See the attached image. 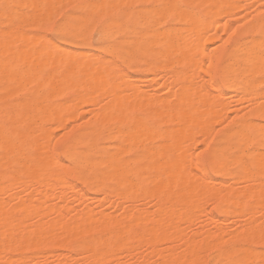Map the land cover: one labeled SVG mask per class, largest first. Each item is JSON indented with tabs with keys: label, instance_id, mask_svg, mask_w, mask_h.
<instances>
[{
	"label": "rangeland",
	"instance_id": "rangeland-1",
	"mask_svg": "<svg viewBox=\"0 0 264 264\" xmlns=\"http://www.w3.org/2000/svg\"><path fill=\"white\" fill-rule=\"evenodd\" d=\"M9 1L0 0V22L2 21L0 23V31H2L4 35L9 36L16 32L17 29L19 30L21 28L23 31L25 30L24 32L26 34L23 38L20 39L21 42L29 40L32 36H37L40 42L45 43L47 41L50 44H56L55 49L69 48L72 49L76 54H80L82 53V51L84 53H89L90 51L89 54L92 59H89L92 62H94L93 59H97L96 57L98 56V59H101L97 61V63L94 62V64L92 63L93 65L91 64L86 67L85 73L88 74V76L81 80H74V78H77L75 77L76 75L74 72V77L71 72H69L70 74L65 73L66 75H56V70H54L56 67L52 66L54 69L51 67L46 68L43 64H41V62H39L38 66H35L36 68L30 65L26 67L28 63L26 62L25 66L23 65L18 67L19 71L23 72L27 68L30 71L31 75H33L34 71V75L38 79H31V82H25L26 84H24L26 86H24L22 82V87L19 86V84L14 85L9 82L5 85L0 84L1 108H13L19 102L21 103L22 100L25 101V99V102L27 103L23 107L26 108V106H29V102L34 100L37 96H42L44 100H46V97H48L51 103L53 102L52 109L54 111L58 112L59 109H62L67 112L65 108L67 106V103L70 105L72 104L71 102H73V100L70 101V103L68 100L73 99V96L75 99V96L77 98L78 95H81V93L85 94V92L87 93L88 91L90 95L87 93V96H92L93 93L92 97H87L85 96L86 94L83 96L87 98L85 99V102L83 104L79 105L77 110V118H74L76 120L73 119L71 121L72 118L70 120H67V117H65L64 115L61 119V123L63 124V126L59 128L55 127L56 129H53L54 132L51 135V138L53 140H51L50 138L52 142L50 141V144L46 145L47 147H49L46 150L50 151L51 153L44 150V148L43 151L42 149H40V145L42 144V135H36L37 137L35 136V138L31 139L32 141L29 137L28 139L24 137L21 141H19L20 152L18 153V155L13 156L9 153H5L0 148V158L4 156L3 159L7 157L6 159L10 161H6L7 163L5 164H0V201H2L3 199V201H5L7 205H9L7 206L5 204L6 207L11 209L9 210V213L11 215H15L17 214V208L19 207L17 205L18 207L15 208V205L17 202L19 203V200L22 199V197L20 198V195L30 192L31 194H34V190H40L39 192H42L43 197H36L37 200L35 201H38V204L37 202L35 203V201H33L32 195H27V197L25 196L26 199L24 198L27 203L31 202L34 204V206L38 205L35 206V213L29 214V212L21 211L20 215L22 217H26L31 214H37L42 215L45 219L53 217V214L50 211H43L40 208L44 204V195H47L50 192L47 191L50 189V186L49 188L38 186V183L34 180L25 182L26 175L25 172L23 173V171L25 170H21L25 162L32 163L36 161L38 159L37 157H39V155H42L44 151H46L47 153L45 152V155L49 153L55 158L52 160L58 161L55 165L56 169L54 168L53 163L51 164L53 167H51V165L50 167L51 170L52 168H54L55 172H61V174L67 178V183L65 184L66 187H75L76 189H82L83 191L82 193H72L69 189L63 196L56 199V201L52 203V206L55 207L56 210H59L61 208V205L74 207L70 210L62 212L63 216L66 219H75L77 215L83 213L79 212V209H77L79 208L77 207V204L79 203H87L91 204L92 207H96L97 209L95 210L93 217L107 214L112 218L120 220L125 212L129 211V218L133 222L142 221L144 218L143 212L147 210V216L151 217V215H154L156 219L165 221L166 223H169L170 221L174 222L178 228L179 233L185 239V242L182 244L179 240H176L175 242H173V244H171V249L164 250V248H166V243L165 239H163L153 250V248H151L148 243H134V239H136V236L140 230L134 225H131L133 228L131 226L130 228L127 225V227H117L112 229L111 231L107 230L104 234V238L107 239H111L112 234H114L113 236H120V242H122L123 244L133 243V250L129 254L123 252V248L119 249L121 252L118 254L116 253L118 255L115 258L117 261L115 259L111 260L114 257L111 256V258L107 254V251L109 249V245L107 243L99 245L90 255L84 249H75V241H65V239L61 237L62 239L58 238L56 240V243L55 241L53 243L45 241V243L43 242L35 246H24L21 244L13 245L11 246L12 248H9L10 251L8 250V256L10 257L6 259L1 258L0 264H127L128 262H132L133 264H151V262L153 261V258L151 259L152 251L156 252L155 254L159 256H169L172 254L175 255L183 247H191L193 246V243L198 242L202 237L205 236L209 238L208 241L210 247H212H208L207 250L205 249L206 251L204 250V252H200V262L199 260H197L198 262L194 261V263L191 259H189L183 261L184 263L182 262L181 264H233L236 259L237 252L240 250V248H245L255 255V260L252 264H262L260 256H264V242L260 238L249 237L247 239L248 241L245 240L241 243H237L235 241H231L228 235L241 234L242 231L246 229L245 225L250 222L251 219H254L257 224L261 223L264 220V204H261L260 206H258V208L252 206L253 199H255V197H261L262 195H259L261 194V191L263 192L262 194H264V183L258 184L257 182L256 184L254 182V184L248 183L245 185L241 182L243 173L239 171L235 174L231 184L223 189L224 194L222 192V196L220 195L222 197L220 203H217L211 197L208 198L206 194L194 192H185L182 194H178L174 196L177 198V201L174 202L172 195H170L173 192L169 191L171 188L168 186V184L174 177L173 174L170 173L165 174L160 179H155L151 184L143 187L142 190L138 191V194L128 192L125 187H118L115 179L108 180L105 178L106 173H109L111 171L112 165H115L117 163V160H120L122 162V166L119 168V170H127L133 168V170H135L136 172L135 176L137 178L139 177V175H142L146 171L144 163L139 157L135 156L132 149L133 147L129 143L131 140L130 137H132L136 133H139L140 130L131 131L129 133V137L125 139V141H123L121 140L120 135L122 133V130H125L126 128L127 120L124 119V121L120 120L118 122L117 119H110L113 118V116L117 115L118 109L116 107L115 110L113 106L109 107V109L111 108V110L109 111H111L112 115L108 111L107 115L104 117L106 118V121L104 120V118L98 117L99 112L101 113L103 109L106 108L105 105H110L108 101H112L109 100V97L112 99V95H108V92L111 91V80L106 78L109 83L106 80L107 83H105V87L103 89L101 88L100 91L98 90L99 92H101L100 95H102L100 97H98L99 93H97L96 97V94H94V92L90 93L89 90L93 89V87L91 86L94 85L95 80H97V82H101L100 78H103V75H106V73H108L107 71H105L104 73H102L103 75H91L95 74V69L98 70V68L101 67L100 65H102L103 61L115 62V64H117L119 68L123 69L129 75L128 78L122 80V84L124 82V84L128 83V85L132 83L136 87L139 85L145 86L146 91H148L149 93L151 92L150 94H153L156 97L162 96L163 98H167L168 100H170V98L173 97L176 93L180 92V90L178 89L179 87H186L188 85L193 74L195 76L194 82H196V85L198 87L202 88V91H199V93L211 92L213 89L212 83L217 84L218 90H215L214 93L217 95L230 97V100L226 101L227 105L224 106V110L222 112H219L217 108L215 109V114L212 115L211 120L206 127L207 134L204 137L201 134V131L203 120L205 117H199L200 123L198 125V128L194 131L198 134L196 136L194 146L191 148L192 150L186 151V154L183 153L185 157L190 158L191 163L189 166V171L192 175H196L197 181L200 182V180L202 181L203 177H207V180L210 181L209 184L213 183L214 185L212 184V186L217 187V184L221 183L224 180V171L222 173L217 172L216 166L219 161L217 158H215V155L218 152L222 151L226 156L225 161H229L230 159L236 157H239L243 162L245 160L244 163H246L252 171L253 179L257 180L259 177L257 175V166L253 163V154L259 147H261L264 141V138L262 136H258L256 133L260 126L264 125V113L261 112L262 110H260L261 108H259L264 106V100L261 99L262 101H260V105L256 108L252 107L247 99L254 93H257L259 97L264 96V71L262 66H259V68H257V70L254 72L253 76H250L249 73L240 70V72L238 73L239 75H234V77H232V79L228 82L223 81L221 77V68L229 63L239 64L238 59L231 57L232 51H234V49L236 50L244 48L245 45L253 37L257 38L260 46L264 45V0H254L251 4H249V6L246 5L244 7L243 5H241L242 3H240L233 8L227 7L228 0H222V12L224 14H232L234 17H232V19H226V17L222 15L218 19V21L211 26L201 27L199 29L193 28L192 31L196 32L197 36L199 37V39L196 41V47H199L206 37L213 42L206 48L203 57L200 55L190 56L188 53L181 52L180 54H183L182 56H186V60H188V57L191 58V60L190 62L189 60H185L183 64L180 65H178L175 61L170 63L165 58L159 57L157 59V51L160 47L157 44L155 45V43L152 44L154 40L151 33L159 32V30L161 32L162 30L172 28L176 24H178L177 26L179 28H184L185 22L182 20V18H180V15L175 16V20V18L172 17L170 11L171 9H173L175 11L174 13L177 14L181 13L182 11L190 10L185 0H178L177 3L172 6L173 8H167L168 10L165 9V3L163 0H120V2H118L119 0H67L69 1V4L64 2L65 5H63L62 0L61 5H63V7H59V3L58 7L60 10L56 9V14L53 12V10L57 7H53L54 9L52 8L51 13L49 12V15L51 16L47 17L46 15L42 14L43 16L39 17L38 19L36 17L34 8L23 10L22 8L15 7L18 6V2L16 0H11V2ZM72 1H74V3H72ZM95 1L97 2L98 6H94V4L96 3ZM162 1L163 3H161ZM203 1L204 0H201L199 7L193 13L194 19L200 24L204 23L209 17L207 16V11L204 10L207 0H205L204 2ZM12 3H15V5H13ZM56 4L57 3H55V6H57ZM45 9L43 10L45 11ZM150 9H153L154 11L152 12L151 10L150 13H147V10ZM44 11L42 13H44ZM154 12L155 15L151 16L154 14ZM19 13H22V16H18ZM160 14L162 16H158ZM17 17L18 19L20 17L23 18L22 20L19 19L18 21H16ZM45 17L49 19L47 20L45 19ZM50 17L52 18L50 19ZM152 18H155V22ZM34 19L36 20L35 27L32 29H28L27 23H30ZM49 20H52V22H50ZM252 23L253 25L251 26ZM218 27L220 28L217 31ZM42 34H45L44 36L46 37V40ZM215 34L221 37V41H216L211 38ZM42 37L44 39H42ZM118 46L120 47V49ZM129 46L131 47V49ZM214 48H218L222 52V54L220 62L216 66V70L213 73H209L208 69L210 62L208 60V56L209 54L213 53L212 49ZM139 49H141V51ZM106 52L110 55H108ZM8 55L5 57V59H10V57H12L11 54L9 55L10 57ZM35 55L39 56L38 54ZM27 57L26 61L30 62L32 61L30 57L33 58L34 56H30L29 60H27ZM65 57L69 56H64L63 59L62 57H60L59 60L56 61L54 60L55 62H53V65L60 64L58 62H64L63 60L66 59ZM262 57L264 58V54L262 55ZM89 59L87 62L88 64H90L91 62ZM157 60L159 61L157 62ZM11 62L13 63L12 66ZM157 66L158 68H156ZM197 66L201 67V69L196 72L195 69L197 68ZM32 67H34L35 70H32ZM237 67L238 66H236V68ZM6 68L7 70L10 69V73H12L16 69L15 62L11 60L10 67L8 68L7 66ZM6 68H0V77H5L4 75H2V70L4 71L3 74H6V77L8 76L7 72L9 74V71H7ZM62 69H66V67ZM11 70L13 71L11 72ZM170 72L171 75L169 74ZM69 75L72 77H70ZM67 78L68 80H72H70V82L74 86H72V84H70V82L66 80ZM112 78L113 76L111 77V79ZM49 81L55 83L54 86H51L53 83H50ZM76 81L78 82L76 83ZM102 81L104 80L102 79ZM97 82H95V84ZM206 83H208V85H206ZM43 84L47 85L48 88L47 86H43ZM75 84L77 85L75 86ZM244 84L247 85V90L245 92H239L230 95L229 88L232 85L243 86ZM4 86L10 90L9 94H5L6 88ZM8 86H10V88ZM49 86H51V88H49ZM56 86H59V89H56ZM94 87L96 86L94 85ZM20 88L22 89V91ZM53 88H55V91H60V94L57 95V97H55L57 92L55 93V91H52L54 90ZM73 90L78 91L75 92L77 93V95ZM49 91H52L54 96L53 94L48 93ZM96 91L97 90H95V93ZM33 92H35L36 94ZM48 94L51 96H49ZM94 95L98 100L94 98ZM240 99L242 100V102ZM93 110L99 111H97V115H95L94 117L90 115ZM162 112L163 114L161 117L156 116L150 120L151 136L146 139V141L148 140L147 142H149L150 145L156 144L160 140L164 144H169V133L171 131L175 132V140L179 138L180 128L173 123H168V120L172 117L173 114H175V110L173 109L172 112L163 110ZM50 113H52V115L55 114L52 111ZM10 114L13 117L15 116L13 112ZM50 117L52 118V116ZM54 117L55 115L53 116V118ZM17 119L19 118L17 117L14 119L13 129L19 130L20 132H22L23 136H26V134L32 128V123L29 122L25 124V126H22L24 124H22L21 119ZM101 119L102 121H100ZM55 120L56 119L54 118V121ZM17 121L18 123H16L15 125V122ZM103 121L106 123H104ZM235 129H243L246 132L245 145L243 144L245 147L242 145L245 149L240 145L242 143H240L234 136L231 135V133L235 132ZM150 138H153V141H149ZM33 140L36 141L33 143ZM46 146L45 148H47ZM88 146L93 148L88 149ZM118 146L119 149H122L123 147V150L120 151L117 148ZM70 149H73V151L75 152V157L72 158L73 161L68 154ZM116 151H119V153ZM177 151L178 147H170L169 149L164 150L163 153L173 155L177 153ZM180 151L181 150H179L178 152ZM117 153L118 155L115 156V154ZM48 157L46 156V159ZM51 158L49 160H51ZM79 158H83L84 165L88 168V170L84 172V175L82 176L79 175V171L81 170L80 164H78L77 162V159ZM173 161V159L169 158L165 160L163 164L166 163L168 167L175 164ZM50 162L48 163L50 164ZM61 162L62 164H60ZM199 163L203 164V169L198 167ZM155 168L156 170L154 172V175H159L161 167L155 165ZM54 170L52 171L54 172ZM13 174L17 175L19 179L17 187H14L15 189H13L15 190L13 191L14 194L17 191L20 192L19 195L16 194V196H19V200L17 199V197H15V195L11 194V192L9 194H11L12 196L2 195L11 184L10 178L11 176H13ZM45 185L46 184H44V186ZM57 190H60V188H57ZM21 196L24 197V195ZM202 199L206 200L201 202ZM187 203L194 204L193 207L195 205L196 206L195 208L186 209L185 205ZM253 208H255L256 210L258 209L257 212L255 209L253 210ZM250 210L252 213L250 212ZM235 211H239V213H241L239 215H235ZM211 216L216 217V219L219 221L225 222L226 226H210ZM31 221H35L34 216L31 218ZM15 224L16 221L14 220L8 222L7 225L0 224V236L4 230L9 229L12 225ZM45 225L46 224H43V226ZM257 226L258 225H256L255 227ZM253 230H256V228ZM219 234H223L222 236H225V239L219 241L218 243H214V238ZM213 243L214 245H211ZM20 245L23 247H21ZM122 246L125 247V245ZM224 249H227L226 251L229 252L231 258L227 262L221 263L219 260V253Z\"/></svg>",
	"mask_w": 264,
	"mask_h": 264
},
{
	"label": "bare ground",
	"instance_id": "bare-ground-1",
	"mask_svg": "<svg viewBox=\"0 0 264 264\" xmlns=\"http://www.w3.org/2000/svg\"><path fill=\"white\" fill-rule=\"evenodd\" d=\"M7 1H9V0H7ZM16 1L18 2V6H15L16 8H22L23 10L24 9L28 10V9L34 8V10L36 12L37 19L43 15H46L47 17L51 16L49 14L51 13L53 7H57L55 9L53 8L54 9L53 12L56 14L57 13V12H55L56 9L58 10L59 7H63V5H65L64 2L69 4V1H67V0H66L67 2L63 0V5H61L62 0H59V1L58 0H16ZM146 1H148V0H146ZM163 1L165 3V9L168 10L167 8H170L173 5H175L178 0H163ZM163 1L161 3H163ZM253 1L254 0H241V2H240V0H228V6L227 7L233 8V7H236L240 3H242L241 5H243V7L246 5L249 6V4H251ZM9 2H11V0ZM118 2H120V0ZM185 2L189 6L190 10L182 11L181 13H177V14L174 13L175 11L173 9H171V11H170L172 17H174V18H175V16L180 15V18H182V20L185 22L184 28H182V29L179 28L177 26L178 24L175 23L176 25L173 26L172 28H169V29L165 28L166 30H162L161 32L159 30V32L151 33L153 36V40H154V42L152 44L155 43V45L157 44L160 47L159 50L157 51V59L159 57L165 58L170 63L175 61L178 65H180V64H183V62L186 60V58H185L186 56H182L183 54H180L181 52L188 53L190 56L200 55L203 57L204 51L209 46V44H211L213 41L206 37V38H204V40L200 44V46L196 47L197 46L196 41L199 39V37L197 36L196 32L192 31V29L193 28L199 29L201 27L211 26L212 24L217 22L218 19L222 15L224 17H226V19H232V17H234L232 14H226V13L224 14L222 12V9H223L222 0H207L206 1L207 3H206L204 10L207 11V14H208L207 16H209V17L206 19V21L204 23L200 24L194 19L193 13L199 7L201 0H185ZM55 3H57L56 4L57 6H55ZM59 3H60V6L58 7ZM72 3H74V1H72ZM12 4L15 5V3H12ZM95 5H97V2L94 4V6ZM111 6H112V4H111ZM45 8L48 9V12H47V9H45ZM117 8H118V6H117ZM151 8H153V7H151ZM43 9H45V11ZM115 10H117V9H115ZM151 10H152V12L154 11L153 9H150V10H147L148 12L147 11L146 12L150 13ZM43 11H44V13H42ZM141 11H142V9H141ZM84 13H87V12H84ZM139 13H141V12H139ZM19 14H18V16H22L21 15L22 13L20 15ZM164 14H165V12H164ZM154 15H155V12L151 16H154ZM249 15H251V14H249ZM34 16H35V14H34ZM158 16H162V15L160 14ZM22 18L20 17L19 19L22 20ZM51 18L52 17H50V19ZM16 19H17L16 21L19 20L18 17ZM45 19H47V18L45 17ZM154 19H153V21L155 22ZM175 20H176V18H175ZM35 21L36 20L34 19L30 23H27L28 24L27 28L28 29L34 28L36 25ZM49 21L52 22V20H49ZM10 22H12V21H10ZM45 24H46V21H45ZM252 25H253V23L251 24V26ZM157 27H159V26H157ZM219 28L220 27L217 28V31ZM24 31L20 28L19 30L17 29L16 32H14L13 34H11L9 36L4 35L3 32L0 31V68L1 67L6 68L7 66L9 68L11 60H13L16 64V69L14 71L11 70V72L13 71L12 73H10V69L7 70V68H6V70L9 71V74L7 72V75H8L7 77H6V74H3L4 71L2 70V75H4L5 77H0V84L5 85L9 82V83H12L14 85L19 84V86H21V84L23 82V85L26 86L25 82H28V81L31 82V79L32 80L38 79L37 77H35L34 71H33V75H34L33 76V75H31L30 71L27 68L23 72L19 71L18 67L23 66V65L25 66L26 62H28L26 67H28L29 65L34 66V67L36 65L38 66L39 62H41V64H43L46 68L56 67L55 69L53 68L54 70H56V75L65 74V73L70 74L69 72H71V74H73V72H74L76 75L75 77H77V78H74V80L75 79L81 80V79L85 78L86 76H88V74L85 73L86 67L91 65L92 63L94 64V62L97 63V61H99L101 59V58L98 59V57H99L98 56V57H96L97 59H93L94 62H92L89 59V58H91L90 54H89L90 53L89 50H88L89 53H84L82 51V53L76 54L72 49H69V48H61L59 46L61 49H55L56 44L53 45L47 41L45 43L40 42L37 36H32L29 40L21 42L20 39L26 35ZM44 38L46 40L45 36H44ZM44 38L42 37V39H44ZM211 38L213 40H216V41H221V37L217 36L216 34L213 35V37H211ZM148 40H150V39H148ZM49 41H50V39H49ZM79 45H81V44H79ZM57 47H58V45H57ZM119 49H120V47H119ZM119 49H118V51H119ZM123 49H124V47H123ZM130 49H131V47H130ZM139 50L141 51V49H139ZM212 50H213V53L209 54V56H208V60L210 62L209 69H208L209 73H213L216 70V66L220 62L221 54H222V52L218 48H214ZM102 53H105V52H102ZM8 54L9 55L11 54L12 57H10ZM35 54H38L39 56H37ZM263 54H264V45L260 46L256 37H253L245 45L244 48H240V49H236V50L234 49V51H232V53H231V57L238 59L239 64L229 63L227 65H224L221 68V77H222L223 81L229 82L232 79V77H234V75H236L240 72V70H243V71L249 73L250 76H253L254 72L257 70V68H259V66H262L263 71H264V58L262 57ZM7 55L10 57V59L8 58L9 60L5 59V57ZM70 55L73 57H71ZM108 55H110V54H108ZM30 56H34L36 58L33 57L34 58V60H33V58H31ZM64 56H69V57H65L66 59H64L63 60L64 62H62V63L58 62L61 64L62 67L60 66V64H57V63H56L57 65H53V62H55L56 60H59L60 57H62V59H63ZM26 57H27V60H29V57H30V59H32V61H30L31 64L29 61H26ZM56 58H58V59H56ZM136 58H138V57H136ZM88 59L91 61L90 64L87 63ZM102 59H103V57H102ZM188 60L190 62L191 58L188 57ZM188 60H186V61H188ZM158 61L159 60H157V62ZM12 64L13 63L11 62V66H12ZM63 65H64V67H63ZM100 66L101 67L98 68V70L95 69V71H96L95 74H91V75H95V76L101 75L105 71H107L108 73H106V75L102 74L103 78H100L101 82L100 81L97 82V80H95L94 85L96 87H94V85L91 86V87H93V89L95 88L94 91H93V89L89 90V91H90V93L94 92V94H96V97H97V93H99L98 97L102 96V95H100L101 92H99V91L101 90V88L103 89L105 87L104 86V85H106L105 83H107V82L109 83V81L106 79V78H108L109 80H111L110 84H112V85L110 88L111 91H109L108 92L109 94L108 93L107 94L112 95L111 96L112 99L109 97V100H112V101L111 102L108 101L110 103V105H108V104L105 105L106 108H104L105 110L103 109V111L101 113L97 110L99 112L98 117L104 118L107 115L108 111L111 110V108L109 109V107L113 106L114 110L116 107L118 109V113H117V115L115 114L116 116H113V118H110V119H112V120L117 119L118 122L120 120L124 121V119L127 120L126 128H125V130H122V133L120 135L121 140H123V141H125V139H127L129 137V133L131 131H136V130L139 131L140 130L139 133H136L132 137H130L131 140L129 143L133 147L132 149L134 151L135 156L139 157L141 159V161L144 163V166L146 168L145 173H143L142 175H139V177L137 178L135 176L136 172H135V170H133V168H130L127 170H123V169L119 170V168L122 166V162L120 160H117V163L115 165H112L111 171L109 173H106V175H105L106 179H108V180L115 179L116 180L115 182H117L116 184L118 185V187H125V189L128 192L138 194L139 193L138 191L142 190L143 187L151 184L155 179H160L165 174H169V173L173 174L174 177L170 181L168 186L171 188L169 191L173 192L170 195H172L174 202L177 201V198L174 196H176L178 194L185 193V192H191V193L194 192V193L206 194V196L208 198L211 197L214 199V201H216L217 203H220V201L222 200L221 199L222 198L221 193L224 191L223 189L225 187H227L229 184H231L235 174L238 173L239 171L243 173V176L241 178V182L245 185L248 183L254 184V182L256 184H257V182H258V184L264 183V141H263L262 145L260 144L261 147H259L253 154V163L257 166V175L259 177L257 180L253 179L252 171L249 168V166L246 163H244L245 160L243 162L239 157H236V158L230 159L229 161H225L226 156L222 151L218 152L215 155L216 156L215 158H217L219 161L217 166H216L217 172L222 173L224 171V173H223L224 180L221 183H218L217 187L212 186L213 183L209 184L210 181L207 180V177H203L202 181L200 180V182L197 181L196 175H192L191 172L189 171V166L191 163L190 158L188 157L189 158L188 159L187 157H185L183 155V153L186 154V151L192 150L191 148L194 146L196 136L198 135L194 131L198 128V125L200 123L199 117H201V116L205 117L203 120V126H202V131H201V134L204 137L207 134L206 127H207L209 121L211 120L212 115L215 114V111H216L215 109L217 108L219 110V112L220 111L222 112L224 110V106L227 105L226 101L230 100V97H225V96L217 95L214 93L215 90H218L217 84L212 83L213 89L211 92L199 93V91H202V88L198 87L196 85V82H194L195 76L193 74L191 77V81H189L188 85L186 87L185 86L179 87L178 89L180 90V92L176 93L173 97L170 98V100H168L167 98L165 99L162 96L156 97L155 95L150 94L151 92L149 93L148 91H146L145 86L139 85L136 87L132 83H130L128 85V83L124 84V82L122 84V80L125 78H128L129 75L123 69L119 68L117 66V64H115V62L103 61L102 65H100ZM236 66H238V67L236 68ZM34 67H32L33 68L32 70H35ZM65 67H66V69H62ZM152 68H154V67H152ZM156 68H158V66ZM200 69H201V67L197 66L195 71L197 72ZM109 71H111V72H109ZM5 73H6V71H5ZM169 74L171 75V72ZM111 75L113 76L112 79H111V77H112ZM108 76H110V77H108ZM70 77H72V76H70ZM73 77H74V74H73ZM102 79L104 81H102ZM66 80L70 82L71 79L68 80V78H67ZM106 80H107V82H106ZM47 82H48V80H47ZM77 82L78 81H76V83ZM95 82H97L96 83L97 85L95 84ZM50 83H53V82L51 81ZM54 84L55 83H53L52 85L50 84V85L54 86ZM70 84H72V83L70 82ZM76 85L77 84H75V86ZM206 85H208V83H206ZM19 86H18V90H19ZM43 86L46 87L47 85L43 84ZM51 86H49V88H51ZM59 86L58 87L56 86L57 87L56 89H59ZM72 86H74V85L72 84ZM8 87L10 88V86H8ZM47 88H48V86H47ZM53 89L54 90H52V91L54 92L55 88H53ZM60 89H62V88H60ZM76 89H77V87H76ZM95 90H97L96 93H95ZM246 90H247L246 84H244L243 86L232 85L229 88V93H230V95H232V94H236L239 92L243 93ZM21 91H22V89H21ZM52 91L51 92L49 91L48 93L53 94ZM35 92H33V93H35ZM59 92L60 91H55V93H56L55 97H57V95L60 94ZM75 92H78V91L76 90V91H74V93ZM9 93H10V90L6 88L5 94H9ZM87 93L89 94L88 91H87ZM87 93L85 92L86 95L84 93H81V95H78L77 98L75 96V99H74V96H73L72 97L73 99L68 100L69 103L72 100H73V102H71L72 103L71 105L67 103V106L65 108L67 112H65L62 109H59L58 112L54 111L52 109V103L53 102L51 103V101H50V99H48V97H46L47 99L44 100L42 96H37L34 100L29 102L28 103L29 106H26V108L23 107L27 103V102H25L26 99H25V101L22 100L23 102L21 101V103L19 102L20 104L18 103L13 108H5V107L1 108L0 107V148L5 153H9L13 156L18 155V153L20 152L19 141H21L24 137H26L27 139L29 137L31 140V139L35 138L36 135H38V136L42 135L41 136V138H42L41 143L42 144L40 145V149H42V151H43V148H44V150L48 149L49 147H47L46 145L50 144L49 142L51 140H53L51 138V135L54 132L53 129H56L55 127L59 128V127L63 126V124L61 123V119L64 115H65V117H67L66 118L67 120H70L72 118L71 121L74 118H77V110H78L79 105L83 104L85 102V99L90 95L89 94L87 96ZM75 94L77 95V93H75ZM84 95L87 97H83ZM241 95H243V94H241ZM49 96H51V95H49ZM53 96H54V94H53ZM92 96H93V93H92ZM92 96H89V97H92ZM0 98H1V96H0ZM94 98H95V95H94ZM95 99L98 100L97 98H95ZM261 99L264 100V96L259 97V95L257 93H254L247 100L252 107L257 108L261 103L260 101H262ZM241 102H242V100H241ZM67 107H70V108H67ZM259 108H261L260 109V110H262L261 112L264 113V106L259 107ZM173 109L175 110V114H173L172 117L168 120V123H173L180 128L179 129V131H180L179 138L177 140H175L174 139L175 132L171 131L169 133V140H170L169 144H164L160 140L158 143L150 145L149 142H147L148 140L146 141V139H148L151 136L150 120L156 116L161 117L163 114V112H162L163 110H166L167 112H172ZM260 110H258V111H260ZM51 111L55 113V114L53 113L55 115V117H54L56 119L55 121L53 118L54 115H52V113H50ZM90 111H89V113H90ZM97 111L93 110L90 113V115L94 117L95 115H97L96 114ZM12 112L15 115L14 117L11 116V114H10ZM93 112H94V114H93ZM109 113L111 114V111H109ZM50 116H52L53 119ZM17 117L19 119H21L22 124H24L22 126H25V124H27L29 122L32 123V128L26 134V136H23L22 132H20L19 130L13 129L14 119ZM100 118H98V119H100ZM19 119H17V120H19ZM74 120H76V119H74ZM104 120L106 121V118H104ZM100 121H102V119ZM16 123H18V121L15 122V125H16ZM104 123H106V122H104ZM100 124H101V122H100ZM28 125H31V124H28ZM52 126H54V127H52ZM120 132H121V130H120ZM256 133L258 136H262L264 138V125L260 126V128L257 130ZM225 135H226V133H225ZM231 135L234 136L240 143H242V144H240L241 146L243 144L245 145L246 132L243 129H239V130L235 129V132L231 133ZM50 138H51V140H50ZM35 141L33 140V143ZM149 141H153V138H150ZM236 143H237V141H236ZM45 146L47 148H45ZM243 146H242V148L245 147V146L244 147ZM170 147H174V148L178 147V151L179 150H181V151L180 152L177 151V153H175L173 155L163 153L164 150H167ZM87 148L92 149L93 147L88 146ZM117 148L119 149V146ZM119 150L120 151L123 150V147H122V149L120 148ZM46 151H48V150H46ZM46 151H44V153L42 154L43 156L39 155V157H37L38 159L32 163L24 161L25 163L22 166L24 169L22 168L21 170H25V171H23V173L25 172V175H26L25 182H29L30 180H34L38 183V186H43L45 188H49V186H50V189L47 190L50 192L47 195H44V199H43L44 204L40 208L43 211H50L53 214V217H50L49 219H45L42 215H37V214H31V215H28L26 217H22L20 215L21 211L29 212V214L35 213V209H36L35 206H38V205L34 206V204L31 202H30L31 204L27 203L26 200H24V198L26 199L27 195H32V197H33L32 199H33V201H35V200H37L38 197L39 198L43 197V194H42V192L41 193L39 192L40 190L39 191L34 190V194L33 193L31 194V192L21 194V195H24V197L20 195V198L22 197V199L19 200L18 199L19 196H16V194L19 195L20 192L16 190L18 193L17 192L15 194L13 193V191H15V190H13V189H15L14 187H17V185L19 183V179H18L17 175L13 174V176H11V178H10V183H11V184L9 183L10 188L8 187V189L5 191V193L3 192L4 194H2V195H11V194L15 195V197H17V199L19 200V203L18 202L16 203L15 208H17L18 206L19 207L17 208L18 209L17 214L11 215L9 213V210H11V209L6 207L7 203L5 201H3V199H2V201H0V224L7 225V223L10 221H13V220L16 221L15 225H12L9 229L4 230L1 233V236H0V240H1L0 241V259L1 258L6 259V258L10 257V256H8V250L13 245L21 244L24 246H27V245H34L35 246V245L41 244L43 242L45 243V241L51 242V243H53L55 241V243H56V240L58 238L62 237L63 239H65V241L66 240L75 241V249H82V250L84 249L90 255H91V253H93L95 251V249L99 245L107 243L109 245V249L107 251V254L110 257L111 256L114 257L113 259H111V260H114L118 256L117 254L121 252L119 249L123 248L124 249L123 252H126L127 254H129L133 250V243L123 244L122 242H120L121 237L120 236H113L114 234H112L111 239L110 238L109 239L104 238L105 231H107V230L111 231L112 229L117 228V227H123V226L127 227V225L129 227L131 225H134L135 227H138L140 230L136 236V239H134L135 240L134 243H140V242L141 243L142 242L148 243L151 246V248H153V250L157 247V244H159V242H161V240H163V239H165V243H166V248H164V250L171 249L172 248L171 244H173V242H175L176 240H179L182 244L185 242V239L179 233L178 228L174 222L170 221L169 223H166L165 221L156 219L154 215H151V217L147 216V210H145L143 212L144 218L142 221L133 222L129 218V213H130L129 211L125 212V214L123 215V217L120 220L112 218L109 215L111 217L110 218L107 214L106 215L102 214L101 216L99 215L98 217H93V214L95 213V210L97 208L92 207L91 204L79 203V204H77V207H79L77 209H79L78 210L79 212H81V213L83 212V213L77 215V217L75 219H66L63 216L62 212L70 210L74 207H69L68 205H63V206L61 205V208L59 210H56L55 207L52 206V203L54 201H56V199L63 196L66 193V191H68L69 189L71 190L72 193H82L83 191H82V189L79 190V189H76L75 187L74 188L66 187L65 184L67 183V178L64 175H62L61 172H55V170H54L56 162H58V161L52 160L55 158L49 154V153H51L50 151H48L49 153L47 155H45L47 153ZM116 152L119 153V151H116ZM118 153L115 154V156H117ZM68 154H69V157L71 159L75 157V152L73 151V149H70ZM48 155H49V157H48ZM46 156L48 157L47 159H46ZM3 157L0 158V159H2V160H0V164H5V163H7L6 161H8L6 159L7 157L4 159H3ZM51 157H53V158H51ZM50 158H51V160H49ZM169 158L173 159L174 160L173 162L175 164L167 167V164L166 163L163 164V163L165 160H167ZM47 161L48 162L51 161L50 164ZM72 161H73V159H72ZM8 162H10V161H8ZM17 162H18V160H17ZM77 162H78V164H80V167H81L80 168L81 170L79 171V175L82 176V175H84L83 173L88 170V168L84 165L83 158L77 159ZM52 163L54 165V168H52V170H54V172L51 170V167H53L51 165ZM18 164H16V165H18ZM60 164H62V162ZM50 165H51V167H50ZM57 165H58V163H57ZM155 165L158 167H161L159 175H154V172L156 170ZM198 167L203 169V164L199 163ZM14 168H15V166H14ZM15 171H17V170H15ZM57 171H58V169H57ZM93 182H95V181H93ZM44 184H46V185L44 186ZM57 188H60V190H57ZM10 192H11V194H9ZM260 193L261 194H259V195L260 196L262 195L261 197H259V198L255 197V199H253V201H252L253 207L258 208V206H260L261 204H264V194H262L263 193L262 191ZM223 194H224V192H223ZM205 200L206 199H202L201 202H203ZM36 202L38 204V201H35V203ZM40 202H41V200H40ZM193 205L194 204L187 203L185 205V207H186V209L195 208L196 205L194 207H193ZM7 206H9V205H7ZM249 208H250V206H249ZM254 209L255 208H253V210ZM257 210H256V212H257ZM250 212H251V210H250ZM240 213H239V211H235V215H239ZM33 216L35 218L34 222L31 221V218ZM132 223H134V224H132ZM43 224H46V225L43 226ZM256 225H258V226L255 227ZM210 226L222 227V226H226V223L223 221L217 220L216 217H214V216H211ZM245 228L246 229L243 230L242 233L239 235H235V234L234 235H228L229 239L231 241L241 243V242L247 240L249 237H253V238H260L264 242V220L261 223L257 224V222L254 219L253 220L251 219V221L245 225ZM255 228H256V230H253ZM120 235H122V234H120ZM222 235L223 234L217 235L214 238V243H218L219 241H222L223 239H225V236H222ZM208 239L209 238L207 236L202 237L198 242L193 243V246H191V247H189V246L183 247V245H182L183 248L175 255L172 254L169 256H159V255L155 254L156 252L152 251L151 252L152 257L151 256L150 257H151V259L153 258V261L151 262V264H181L183 261L189 260V259H191L192 262L197 261L200 258V252H202V251L204 252L205 249L207 250V248L210 247ZM214 243L211 245H214ZM122 245H125V247H123ZM73 246H74V244H73ZM102 246H104V245H102ZM21 247H23V246H21ZM226 250L224 249L223 251H221L219 253V260L221 263H225L231 258L229 252ZM22 258H25V257H22ZM200 260H201V258H200ZM200 260H199V262H200ZM254 260H255V255L253 253L249 252L245 248L244 249L240 248V250L237 252L236 259H235L233 264H252L254 262ZM260 260H261L262 264H264V256H260ZM127 264H133V263L128 262Z\"/></svg>",
	"mask_w": 264,
	"mask_h": 264
}]
</instances>
